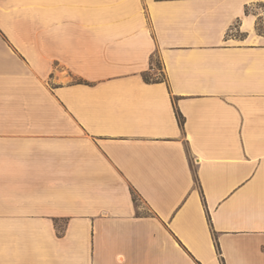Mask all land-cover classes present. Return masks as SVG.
<instances>
[{"label":"crops","instance_id":"0c3cea01","mask_svg":"<svg viewBox=\"0 0 264 264\" xmlns=\"http://www.w3.org/2000/svg\"><path fill=\"white\" fill-rule=\"evenodd\" d=\"M0 264H264V0H0Z\"/></svg>","mask_w":264,"mask_h":264},{"label":"trees","instance_id":"16d2710c","mask_svg":"<svg viewBox=\"0 0 264 264\" xmlns=\"http://www.w3.org/2000/svg\"><path fill=\"white\" fill-rule=\"evenodd\" d=\"M145 80L146 81H149V79H147L146 77H145ZM178 120H179V122L182 124L183 123V120H182V117L180 116V115H178ZM135 197V196H134ZM135 199V198H134Z\"/></svg>","mask_w":264,"mask_h":264},{"label":"rangeland","instance_id":"374dc122","mask_svg":"<svg viewBox=\"0 0 264 264\" xmlns=\"http://www.w3.org/2000/svg\"><path fill=\"white\" fill-rule=\"evenodd\" d=\"M157 66H158V68L160 69V64H159V63L157 64ZM145 77H146L147 79H150V78H151L149 75H146ZM138 203H140V202L138 201ZM5 237H6V236H3V238H5Z\"/></svg>","mask_w":264,"mask_h":264}]
</instances>
